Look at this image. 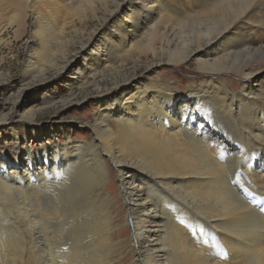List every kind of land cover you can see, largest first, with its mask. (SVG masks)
I'll list each match as a JSON object with an SVG mask.
<instances>
[{
    "label": "bare ground",
    "instance_id": "6f19581e",
    "mask_svg": "<svg viewBox=\"0 0 264 264\" xmlns=\"http://www.w3.org/2000/svg\"><path fill=\"white\" fill-rule=\"evenodd\" d=\"M27 29L19 79L0 71V141L57 103L37 89L59 76L65 107L92 88L95 125L5 140L0 264H264V0H0V66Z\"/></svg>",
    "mask_w": 264,
    "mask_h": 264
},
{
    "label": "rangeland",
    "instance_id": "374dc122",
    "mask_svg": "<svg viewBox=\"0 0 264 264\" xmlns=\"http://www.w3.org/2000/svg\"><path fill=\"white\" fill-rule=\"evenodd\" d=\"M95 22L93 24H95ZM28 29L22 34V36L18 40H15L16 42L14 41L10 47H2V55L4 56V61L1 62L0 71L4 72V75H6L7 77L6 83L4 84L5 86L8 84L10 85V82L17 81L21 75L23 69V59L25 56L26 49L25 40L28 36ZM9 32H12V30L9 29ZM144 60L146 59H142L141 64L137 67L138 69L136 68V73L140 74L143 72L145 67ZM160 70L169 71L171 70V68L170 66H162L161 68L157 69L156 73H159ZM195 70L196 64L189 63L188 65H184L183 68H181L180 70H177L176 74H179L178 76L181 78H188L186 77L187 74H193V76L197 74ZM227 79L228 85H232L234 82L241 83L240 79L233 74L227 75ZM186 84V82L179 83L177 85V91H179V93L186 92ZM48 85L49 86H40L39 89H37L38 93L42 94V92H44L47 88L51 86L52 91H54L57 96L56 98L60 99H58L57 103L54 106L37 111L32 124L22 123L21 121L14 120L12 122V124L14 125L13 128L11 127L3 129L1 131V135H3L4 137L0 141L1 154L11 155L10 152L13 151L12 149H15L17 147V145L9 144L5 141L10 140L8 138L11 137V134L14 132H17L21 138L27 137V139H30L32 133L36 132V141L30 143V147L32 150H37L41 146L45 147L46 145L50 144L63 145L65 143L64 134L66 133L68 134L70 141H73L75 143L86 142L92 138L91 128L93 127V125H95L94 112L96 109L95 102L90 94L92 92V88L87 89V91H79L76 89V87L73 88V94L75 95L70 97L69 100L76 104H71L70 106L65 107L66 104L64 102V99L68 98L69 93L68 87L66 86L62 76L54 78L48 83ZM30 90L31 89H28L27 92H32ZM183 94L185 95V93H180V95ZM39 96L40 95H38V97H32L30 101L40 100ZM28 104L29 102H27L26 97H22L19 99V101L14 107L18 108L20 111L22 108L27 107ZM63 107L65 108L63 109ZM112 124L113 122L110 121L109 125L111 126ZM52 133H56V137L51 138L50 134ZM244 191L247 192L246 190ZM121 222L122 220L120 221V223ZM127 237V232L124 229L122 230L121 228L120 238L125 239ZM127 262L130 263L131 260H128Z\"/></svg>",
    "mask_w": 264,
    "mask_h": 264
}]
</instances>
